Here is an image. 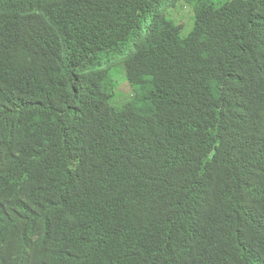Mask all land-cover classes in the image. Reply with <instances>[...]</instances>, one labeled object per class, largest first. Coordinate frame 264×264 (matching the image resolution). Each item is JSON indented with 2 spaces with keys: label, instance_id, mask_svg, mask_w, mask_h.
I'll list each match as a JSON object with an SVG mask.
<instances>
[{
  "label": "trees",
  "instance_id": "1",
  "mask_svg": "<svg viewBox=\"0 0 264 264\" xmlns=\"http://www.w3.org/2000/svg\"><path fill=\"white\" fill-rule=\"evenodd\" d=\"M177 1L0 0V264H264V0Z\"/></svg>",
  "mask_w": 264,
  "mask_h": 264
},
{
  "label": "clouds",
  "instance_id": "2",
  "mask_svg": "<svg viewBox=\"0 0 264 264\" xmlns=\"http://www.w3.org/2000/svg\"><path fill=\"white\" fill-rule=\"evenodd\" d=\"M45 191L46 188L42 186L36 201H38L40 194ZM23 233V227H17L9 243L10 252L2 257L1 260L19 259L20 264H48L46 255L47 249L43 250V247L49 242L50 238L55 235L54 228H52L50 232L43 230L41 234L31 236L28 238L27 243L22 240Z\"/></svg>",
  "mask_w": 264,
  "mask_h": 264
},
{
  "label": "rangeland",
  "instance_id": "3",
  "mask_svg": "<svg viewBox=\"0 0 264 264\" xmlns=\"http://www.w3.org/2000/svg\"><path fill=\"white\" fill-rule=\"evenodd\" d=\"M217 1H218V3H220L221 1H224V0H217ZM187 14L189 15L188 12L184 13V18ZM177 15H180L179 1L171 0L169 6L167 7V9L165 11V16L168 19H170V18H173ZM191 24H192V22L190 23L189 28L186 31H184L183 34H186L190 30ZM118 63L122 64V57H119ZM124 86L125 87L122 86V88H121L123 94L131 95V89L127 85H124ZM124 101H125L124 98L121 96V102L123 103Z\"/></svg>",
  "mask_w": 264,
  "mask_h": 264
}]
</instances>
